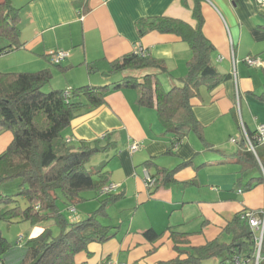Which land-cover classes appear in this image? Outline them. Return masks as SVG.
I'll use <instances>...</instances> for the list:
<instances>
[{"label": "crops", "instance_id": "obj_1", "mask_svg": "<svg viewBox=\"0 0 264 264\" xmlns=\"http://www.w3.org/2000/svg\"><path fill=\"white\" fill-rule=\"evenodd\" d=\"M185 2L186 5L182 0H11L19 8L22 46L0 54V71L34 72L49 68L54 80L47 83V89L69 91L83 84L111 82L105 80L109 76L99 72L89 74L87 63L102 57L117 59L141 48L164 61L168 72L160 74L162 79L159 75L164 88L181 86L180 78L185 75L191 57L189 45L170 33L149 31L140 37L136 22L167 16L195 26L194 0ZM200 6L202 32L213 45L212 63L224 79L211 88L208 86L214 79L197 81L191 87V102L202 125L203 139L215 150L208 149L191 131L173 148L174 153L169 152L171 135L164 132L154 108L137 105L136 89L112 90L103 105L74 118L67 130L72 142L91 141L111 133L115 143L122 141L125 146L119 151L116 166L108 169L109 183L115 182L117 190H121L117 193L124 199L112 206L115 215L121 217L119 224L112 221L108 212L107 224L117 226V232L104 243H90V254L78 253L74 264H156L173 258L176 253L167 228L175 226L181 231V211L185 205H190L188 212L193 209L198 216L207 218L205 222L213 219L216 229L212 232H220L226 221L243 208L264 207L263 183H255L247 191H242L237 183L238 177L245 184L259 171L250 169L241 174L234 156L242 128L253 133L264 124V102L256 97L264 92V6L255 0H201ZM6 45V40L0 38V48ZM50 50L68 51L60 63L67 68L52 67ZM246 57L255 58L258 63L250 66ZM233 68L235 79L231 74ZM11 138L9 131L0 129V152ZM134 141L141 146L130 152L128 145ZM146 161L150 162L147 168L151 174L160 168H173L181 161L191 162L178 169L174 183L154 190L142 186ZM190 181L191 184H184ZM74 213L75 219L83 217L77 208ZM127 214L129 217L124 218ZM124 220L128 222L122 223ZM37 227H31L30 234ZM147 229L160 236L153 241L146 239L143 233ZM182 232L192 234L190 244L210 239L203 226Z\"/></svg>", "mask_w": 264, "mask_h": 264}, {"label": "trees", "instance_id": "obj_2", "mask_svg": "<svg viewBox=\"0 0 264 264\" xmlns=\"http://www.w3.org/2000/svg\"><path fill=\"white\" fill-rule=\"evenodd\" d=\"M200 3L201 0H194L192 7L195 26L167 16L141 18L136 22L140 37L149 31L170 33L189 45L191 57L186 63L185 75L180 78L181 86L165 89L159 79L161 73L168 72L164 61L151 57L141 48L117 59L102 57L86 64L89 74L99 72L111 77L120 73L123 75L120 78L113 76L110 83L83 84L69 91H42L52 77L49 68L34 72L0 71V129L12 134L11 141L0 152V185L20 180L15 194L0 195V223L28 222L33 228L51 220L57 228L56 233L49 226L33 235L28 231L15 243L3 235L0 227V264H74L78 253L90 254V243H104L115 236L118 227L102 224L100 217L107 215V207L121 194L102 191L111 184L106 162L89 169L86 166L94 154L114 147L115 140L111 133L91 141L75 142L67 135L71 121L84 111L103 105L110 91L137 90V105L154 108L164 132L171 135L169 152L174 153L173 148L191 131L208 149L215 150L203 139L202 125L194 115L191 102V87L197 81L214 79L208 86L211 88L222 79L212 63L213 45L202 32L204 19ZM182 4L186 5L185 0ZM18 20L19 8L14 7L11 0H1L0 38L5 39L7 45L0 48V54L22 46ZM60 63L55 65L61 67ZM256 97L264 102V92ZM247 132L254 152L249 150L241 132L238 149L234 152L235 162L241 166V174L250 169H257L259 174L245 184L238 177L242 191L249 190L255 183L264 184V141H258L256 130ZM190 162L181 161L173 168H160L153 174L147 168L150 162H144L149 176L145 186L155 190L174 183L178 169ZM88 189L94 191L98 207L79 219H67L57 204L58 199L61 197L66 208L72 210L85 200L82 192ZM101 194L105 196L99 199ZM21 201L25 202L24 206ZM262 208H243L226 221L220 233L198 245L190 244V232L169 226L168 237L176 255L156 264H202L210 258H219L216 264H255L257 231L248 223L246 214L252 212L260 216ZM222 233L231 235L228 242L219 240ZM143 235L151 241L160 236L152 229H147ZM260 256L258 264H264V241Z\"/></svg>", "mask_w": 264, "mask_h": 264}, {"label": "rangeland", "instance_id": "obj_3", "mask_svg": "<svg viewBox=\"0 0 264 264\" xmlns=\"http://www.w3.org/2000/svg\"><path fill=\"white\" fill-rule=\"evenodd\" d=\"M51 64H52L53 68H56L55 64H53V63H51ZM113 76H115L116 78H120L123 75L120 73L112 74L111 77H109L108 79H105V80L112 81L114 79ZM160 77L162 79V75H160ZM52 80H54V78H51L50 82ZM104 84H106V83H100V84H95V85H104ZM46 86H47V84L42 88V91H44V92L50 91L47 89ZM165 88L170 89V87H168V86H166ZM123 145H124V143L122 141H117L115 143L114 147H111L107 150H104V151H101V152L94 154L88 160V162L86 164L87 168L88 169L93 168V167L99 166L102 163L106 162L105 168L107 170L110 168L113 169L118 162L119 151L123 147H125ZM228 166L230 167L232 165H228ZM233 166H235V164H233ZM117 170H118V168H115L114 173H116ZM142 171H143V169H142ZM113 174L111 173V177ZM111 177H110V180H111ZM19 184H20V180L15 179V180H12L10 182H7V183L0 185V195H13V194H15L19 190ZM113 184H115V182ZM144 185L145 184L142 181V186H144ZM110 192L111 193H117V192H121V190L118 191L116 188V184H115V187L112 188L110 190ZM104 196H105V194H101L99 196V199L103 198ZM82 197H84L85 200L77 203L76 206L74 207V209H72V210L66 208L65 204L63 203V199L61 197L58 199L57 204L61 209H63V212H64L65 216L67 217V219L73 220L76 218L75 217L76 214L74 213L75 208H77L78 213L81 216H85L88 212L93 211L98 207V205H99L98 199L96 198V195H95L93 190L88 189L86 191H83ZM122 199H123V197L120 196L116 202H119ZM21 203H22V206L25 205L24 201H21ZM113 205H114V203L111 204V206L109 205L107 207V209H106L107 215L100 217L101 218L100 221L102 224H107V222L110 221V220H108V217H109L108 212L110 213V215L112 217V221H115V223H118V224L120 223L121 217L115 215L114 211L112 210ZM189 206L190 205H185V207L181 211V214L183 212V221H184L183 224L179 226L181 231H196V230H199L200 228H202V226H203L205 228V230H207L206 236L208 238H212V237L217 235L216 233H220L219 232L220 229H218V232H212V230H214L213 228L216 229L213 219L209 218L205 222V219H207V218H205L204 216H198L196 211H193V209L191 212H188ZM129 214L125 215L124 218H128ZM209 221H211V222H209ZM127 222H128V220H124L122 223L126 224ZM28 226H30L28 222L27 223L26 222H20V223H15V224H10V225H6L5 223H0V227H1L3 235H5L10 241L15 242V243L20 238V236L25 234V231H30L31 227H28ZM38 226H39V227H37L38 230L36 232H34V234H37L41 230V228L46 227V226H49L52 229L53 233L57 232V228L52 223L51 220L42 222ZM215 231H217V230H215ZM25 235H27V233ZM230 238H231V235H229L227 233H222V235H220V237H219V240L224 241V242H228L230 240ZM218 261H219V258H210V259L204 260L202 262V264H216V263H218Z\"/></svg>", "mask_w": 264, "mask_h": 264}, {"label": "built area", "instance_id": "obj_4", "mask_svg": "<svg viewBox=\"0 0 264 264\" xmlns=\"http://www.w3.org/2000/svg\"><path fill=\"white\" fill-rule=\"evenodd\" d=\"M259 5H263L264 6V0H255ZM68 56V51L66 50H50L48 51V57L49 60L54 63V64H58L61 61H63L66 57ZM220 59V57H219ZM246 63L250 66H253L255 64L258 63V60H256L255 58L252 57H246ZM233 78L235 79V70L233 68L232 72H231ZM242 133L243 136L245 138V140L247 141V144L249 146V150H251L252 152H254L253 149V145L251 143V139L249 138L248 132L245 131L244 128H242ZM256 135H257V139L259 142L264 141V124H260L257 126L256 129ZM231 141H235V139H231ZM141 146L140 142L134 141L132 143H130L128 145V149L130 152H134L137 149H139ZM148 174L146 171H144V182L148 181ZM115 187V184H110L107 187L103 188V192H106L108 190H111L112 188ZM262 214L260 216H255L252 212H248L247 218H248V223L250 224V226L257 231V237L255 238L257 241V245H256V253H255V264H258L259 260L261 259L260 256V248L261 245L264 241V207L262 208V210L260 211Z\"/></svg>", "mask_w": 264, "mask_h": 264}]
</instances>
